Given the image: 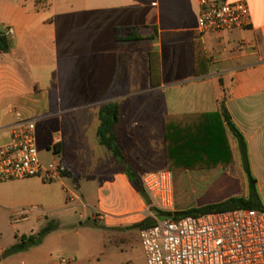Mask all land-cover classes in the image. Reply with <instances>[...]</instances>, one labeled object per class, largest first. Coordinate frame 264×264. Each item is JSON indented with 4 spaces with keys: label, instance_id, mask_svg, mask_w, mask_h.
<instances>
[{
    "label": "crops",
    "instance_id": "0c3cea01",
    "mask_svg": "<svg viewBox=\"0 0 264 264\" xmlns=\"http://www.w3.org/2000/svg\"><path fill=\"white\" fill-rule=\"evenodd\" d=\"M230 1L249 4L252 25L202 34L200 0H0V32L10 42L8 52L0 51V141H8L6 129L23 119L55 125L53 143H61L63 155L71 153L62 165L76 172L64 177L90 181L76 190L92 199V217L100 219L106 246L125 245L135 234L141 245L142 230L128 228L146 220L148 205L126 170L137 176L168 170L167 143L174 167L192 165L172 171L173 178L174 172H198L229 178L235 187L179 211L249 197L238 142L221 113L223 101L246 140L264 203V0ZM152 53L160 61L155 85ZM108 104L120 107L115 132L122 158L102 146L97 134L99 113ZM206 143H229L231 159L204 154ZM230 160L231 166H205ZM6 222L0 208V232ZM16 242L17 235L9 245ZM39 254L21 264H59L60 255L79 264L73 254H51L45 263Z\"/></svg>",
    "mask_w": 264,
    "mask_h": 264
},
{
    "label": "built area",
    "instance_id": "2783aa9c",
    "mask_svg": "<svg viewBox=\"0 0 264 264\" xmlns=\"http://www.w3.org/2000/svg\"><path fill=\"white\" fill-rule=\"evenodd\" d=\"M198 31L223 33L252 25L245 1L200 0ZM13 33V31H10ZM36 121L23 119L6 129L9 139L0 141V182L40 177L44 172L59 176L57 167H44L37 148ZM140 181L154 207L175 212L173 173L148 171ZM155 224L141 231L146 264H264V212L237 209L178 220L153 216ZM59 264L75 257L60 255Z\"/></svg>",
    "mask_w": 264,
    "mask_h": 264
},
{
    "label": "rangeland",
    "instance_id": "374dc122",
    "mask_svg": "<svg viewBox=\"0 0 264 264\" xmlns=\"http://www.w3.org/2000/svg\"><path fill=\"white\" fill-rule=\"evenodd\" d=\"M39 123L36 137L40 160L47 168L50 164L57 167L60 176L52 178L44 172L34 179L0 182V200L4 205L0 208L6 214L7 220L0 232L3 235H0V248L5 246L9 248L16 235L21 237L37 234L51 221L56 222L58 228L46 237L42 245L3 259L9 260L5 264L12 262L21 264L35 257L38 252H42L38 258L45 255L44 263L51 254L65 252L75 255L79 264H146L142 245L135 243L139 241L138 234L130 236L132 240L125 242V245L104 244L106 234L97 223L100 219L96 214L92 217L90 207L92 199L88 193H85L89 200L87 201L82 193L76 190L77 184L81 183L87 187L90 181L86 179L74 181L72 178L61 176L70 168L62 165V160L67 159L71 153L63 155L61 143H53L54 134L57 133L55 125ZM48 144L51 145L49 149L46 146ZM57 144H60V147L57 148ZM81 144L71 143V146ZM143 145L145 147L147 143ZM144 151H147L146 148ZM127 156L124 158L130 159V156ZM129 166L136 168L137 165ZM70 170L76 173L73 169ZM144 172L146 171L140 172L137 176L139 180ZM174 181L175 212L184 209L188 204H199L235 192L234 182L231 179L222 177L216 180L212 176L198 172L187 174L174 172L173 184ZM83 204L89 209H84ZM151 208H155L153 202L148 205L147 212V218L153 219L157 212L150 211ZM119 236L117 234V237ZM4 251L2 250L0 254ZM32 264H42V262Z\"/></svg>",
    "mask_w": 264,
    "mask_h": 264
},
{
    "label": "trees",
    "instance_id": "16d2710c",
    "mask_svg": "<svg viewBox=\"0 0 264 264\" xmlns=\"http://www.w3.org/2000/svg\"><path fill=\"white\" fill-rule=\"evenodd\" d=\"M202 47V42L199 40V37H197V40L195 41V49L196 52H198V49ZM10 50V42L8 37L0 32V51L3 53H6ZM150 71H151V79L152 84H156V77L160 74V61H159V55L157 53H152L150 55ZM221 113L224 117L225 122L227 123V126L234 136V138L238 142V148L240 151V154L243 158V165L245 168V171L248 175L249 184H250V195L248 198L245 197H232L227 199L226 201H223L218 204H213L201 208H192L186 211H179L176 213L171 212H164L160 211L158 209H150V211H156L157 214L164 218H174L176 220L185 217V216H200L208 213L213 212H225V211H231V210H237V209H255L264 212V203L262 202L259 194L257 193L256 189V179L252 176L251 170H250V163H249V154H248V146L246 143V140L241 133V131L236 127V125L232 122L231 117L226 109L225 101L221 103ZM120 107L118 104H108L104 106L100 113H99V119H100V125L98 128V137L100 140V144L110 150L114 156L117 158H122V151L119 148L118 141H117V135L115 132V125L119 121L120 118ZM179 144V143H178ZM190 144V143H189ZM60 145L57 144L56 147L58 148ZM194 147V145H193ZM192 147V149H193ZM172 150V149H171ZM194 151V149L192 150ZM169 152V153H168ZM167 153H168V170L171 172L174 170H180V168H192V165H172L170 162V143H167ZM203 153L206 155L214 156L217 160H222L225 156H228L231 159V148L229 146V143H206V146L203 150ZM233 165V161L230 160L229 163H223L218 162L214 164H209L205 166H228ZM190 166V167H189ZM194 168V167H193ZM73 173L70 169H67V171L63 172V176H69ZM126 173L134 185V187L137 189V191L141 194V196L145 199L146 203L148 205L151 204L152 199L145 190V188L142 186V183L138 179L136 173H134L131 169H127ZM155 224L154 219L147 218L141 223L135 224L131 227H129V230L138 229L143 230L146 228H149ZM58 228V224L54 221L49 222L44 228H42L37 234H31V235H23L21 237L17 236V242L7 248L2 254H0V262L3 261V259L19 253L23 251H27L32 247H37L43 244L45 238L53 231H55Z\"/></svg>",
    "mask_w": 264,
    "mask_h": 264
}]
</instances>
